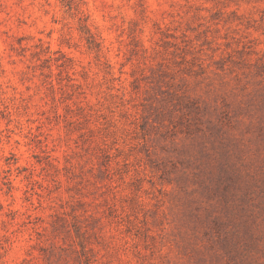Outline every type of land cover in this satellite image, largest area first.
<instances>
[{
	"label": "rangeland",
	"instance_id": "rangeland-1",
	"mask_svg": "<svg viewBox=\"0 0 264 264\" xmlns=\"http://www.w3.org/2000/svg\"><path fill=\"white\" fill-rule=\"evenodd\" d=\"M0 264H264V0H0Z\"/></svg>",
	"mask_w": 264,
	"mask_h": 264
}]
</instances>
